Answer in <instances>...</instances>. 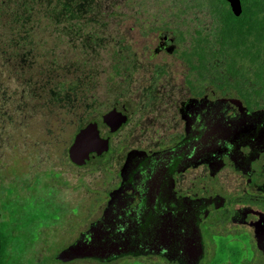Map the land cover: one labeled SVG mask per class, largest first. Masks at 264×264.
<instances>
[{
  "label": "flooded vegetation",
  "instance_id": "af4514ba",
  "mask_svg": "<svg viewBox=\"0 0 264 264\" xmlns=\"http://www.w3.org/2000/svg\"><path fill=\"white\" fill-rule=\"evenodd\" d=\"M165 1L169 0H157L155 3L161 5ZM171 1L164 9L170 15L176 3ZM224 1L232 13L229 3ZM247 2L240 0L241 13L238 16L232 13L234 17L243 14V5ZM136 4L146 8L142 1H136ZM135 18L138 20L137 16ZM158 20L165 22V17L149 13L141 18L142 23L150 25L151 31H158L152 54H177L181 44L179 32L166 24H156L153 30ZM211 28L213 26L202 25L190 31V26L186 31L183 53L187 57L180 55L185 65L184 96H128L112 101L105 108L87 104L88 96L75 99L71 113L90 118L78 128L74 137L80 129L96 121L101 135L103 127L108 131L109 150L100 157L92 155L84 165H77L70 160L68 147L67 156L73 167L106 162V170L111 174L115 161L112 159L114 137L124 131L128 136L135 130L142 134L145 122L156 123V127L144 144L133 139L132 144L124 141L120 146L121 160L115 185L105 192L99 208H76V212L71 211L72 208H44L40 212L42 223L19 225L10 222L5 226L9 240L3 264H264V86L255 88L252 83L237 79L216 81L215 86L196 75V70L191 73L188 61L192 56L205 54L206 33ZM222 28L219 21L216 37ZM166 31L174 33L173 40L162 36ZM193 34L196 40L192 38ZM170 44L175 46L172 53L167 51ZM223 98L242 102L251 113L263 111V116L243 121L230 106L224 114L219 113L221 108L217 106L219 110L207 116L205 105H200V102L207 99L218 102ZM85 104L90 111L87 115H80L79 110ZM65 107H61L64 114ZM113 109L125 115L126 121L116 131L110 132L103 123V116ZM223 131L226 132L224 139ZM197 140L200 152L208 149L213 153L208 160H199L206 156L191 158L189 152L184 154L188 157L185 164L178 165L179 161L171 159L161 170L156 168L163 162L160 157L164 152L191 141L192 149H197L194 148ZM130 154L136 159L133 167L126 168ZM139 154L148 159L143 160ZM189 158L193 160L189 162ZM151 172L159 175L150 178ZM131 174L135 176L131 188L121 193L123 196L118 206L110 207L112 192L123 185L126 175ZM13 212V208L6 211L16 221ZM86 213L87 218H79L80 214ZM85 218L87 223L77 227ZM30 220L26 218V221ZM95 224H99V236L104 241L118 240L123 249H128L112 260L60 258L65 249L94 229ZM73 226L77 233L65 242L64 233ZM47 241L53 245L49 250L45 244ZM19 245H25L24 250H19Z\"/></svg>",
  "mask_w": 264,
  "mask_h": 264
},
{
  "label": "rangeland",
  "instance_id": "374dc122",
  "mask_svg": "<svg viewBox=\"0 0 264 264\" xmlns=\"http://www.w3.org/2000/svg\"><path fill=\"white\" fill-rule=\"evenodd\" d=\"M136 1L94 0L92 3L95 19L104 23L95 27L107 40H101V47L96 50L87 49L71 56V60L65 58L66 64H63L71 70L70 77L74 80V84L64 90L63 98L70 103L65 109H72V104L78 96H88L87 104L94 103L95 107L105 108L112 101H119L128 96L185 95L182 87L185 65L180 58L184 41L180 40V51L175 55H153L158 31H151L150 25L142 23L141 18L149 13L159 14L165 17V22L158 20L153 30L156 24H166L168 28L183 33L184 38L188 27L191 26L190 31L202 25L209 27L212 20L201 11L205 10L202 7L176 17L164 10L171 0L161 5L155 3L157 0H138L142 1L146 8L139 7ZM114 64H118L115 69L112 68ZM87 104L79 110L80 115L89 113ZM88 119L80 117L78 113L66 115L61 111H56L49 117L47 113L43 114L42 124L39 126L41 129L39 130L38 126L35 129L36 133L42 132L38 135L40 143L33 148L20 147L16 143V150L14 142L0 137V223L4 221L6 211L11 208L15 210L13 213L17 220L15 221L12 215L7 219L19 225L31 222L39 224L42 218L40 212L44 208H72L70 210L73 212L77 211L74 210L76 208H99L105 192L115 185L121 160L120 146H123L124 141L131 143L133 139L144 144L147 136L152 135L156 127V123L145 122L142 134H137L136 130L130 133V136L126 131L117 134L112 140L114 155L110 157L115 161L111 169L109 168V174L106 162L96 161L83 168H76L68 160L67 149L74 134ZM101 133L103 136L108 135L104 127ZM9 189L15 192L5 196ZM86 215L87 213L80 214L79 218ZM26 218L31 220L26 221ZM86 218L82 222L79 221L77 227H83L87 223ZM76 233L77 228L74 226L65 231L64 241L67 242ZM45 244L48 245V250L53 246L49 241ZM55 246L53 248H56ZM24 247L25 245H19L18 249L24 250Z\"/></svg>",
  "mask_w": 264,
  "mask_h": 264
},
{
  "label": "trees",
  "instance_id": "16d2710c",
  "mask_svg": "<svg viewBox=\"0 0 264 264\" xmlns=\"http://www.w3.org/2000/svg\"><path fill=\"white\" fill-rule=\"evenodd\" d=\"M174 1L171 15L183 16L202 7L205 10L201 11L212 20L213 28L206 33L205 54L188 61L191 73L196 70V75L215 86L216 81L237 79L263 88L264 0H247L240 17H234L224 0ZM93 2L0 0V137L14 142L16 150V143L30 148L40 143L38 135L42 132L36 133L35 129H41L43 114L49 117L70 105L63 95L74 80L71 70L64 66L65 58L71 60L75 54L101 47L105 38L95 26L104 23L92 14ZM219 21L223 28L216 37ZM179 36L184 40L183 33ZM192 38L196 40L194 34ZM181 57H187L183 49ZM64 112L70 114L71 109ZM14 192L9 189L5 196ZM10 216L6 214L0 223V264L6 258L9 239L5 226Z\"/></svg>",
  "mask_w": 264,
  "mask_h": 264
},
{
  "label": "water",
  "instance_id": "95a60500",
  "mask_svg": "<svg viewBox=\"0 0 264 264\" xmlns=\"http://www.w3.org/2000/svg\"><path fill=\"white\" fill-rule=\"evenodd\" d=\"M232 10V13L235 15H239L241 13V3L240 0H226ZM162 36L167 37V39L173 40L175 35L173 32L166 31ZM175 49V46L170 44L167 47V51L169 53H172ZM155 51H158L156 49ZM192 101H190L191 103ZM200 105H205V111L207 113V116H209L212 113H215L217 110H219V113L222 112L224 114L228 111V107H233L234 111L238 112L240 114L241 119L244 121L246 119L250 118H262L263 111H258L251 113L247 110L246 106L243 105L240 101H235L231 99L223 98L216 101H211L209 99L203 100L200 102ZM219 106V109H216V107ZM224 116V115H223ZM126 121V116L123 115L121 112L117 111L116 109L111 110L107 114L103 116V123H105L109 128L110 132L116 131L123 122ZM225 131H223V139L225 137ZM233 137V136H232ZM208 142L210 141L207 138ZM192 141L188 143H182L180 144L176 149L164 152L161 155V161L162 163L157 164L156 168L158 170H161L163 165L171 159H175L179 161L178 165L185 164V159L188 158L184 154L189 153L191 154V158L199 157V156H206L202 157L199 160H208V156L213 154L210 150L201 151L199 150L200 142L199 140L196 141V146L192 149L191 147ZM109 150V135L103 136L100 134V131L98 129L97 122H91L86 127L79 130V132L75 135L74 140L72 144L69 146L68 154L70 160L77 164V165H84L91 157L96 156L100 157L103 156L107 151ZM206 153L207 155H205ZM139 156H142L143 160L148 159L143 154H139ZM136 159V157L132 154L129 155V158L127 159L126 168L133 167V161ZM182 160V161H181ZM193 159L189 158V162ZM131 170L135 171L134 168H131ZM156 173L151 172L150 178L154 176ZM157 176L159 175L156 174ZM133 177L135 178L134 174L126 175L123 181V185L119 188L115 189L112 193V201L110 203V207L118 206L119 201L122 198V194L124 192H127L131 188V183L133 181ZM151 179L149 183L152 181ZM102 222V221H101ZM100 222V224H101ZM99 224H95V228L91 229L89 232H87L85 235L81 236L80 239H78L72 246L65 249L61 255L60 258L63 260L75 258V257H96L99 259H107L112 260L114 258L119 257L123 254L124 250H127L128 248L123 249V247L119 244L118 240H111V241H104L103 238L99 236L100 232L98 231ZM125 247V246H124ZM123 249V250H122Z\"/></svg>",
  "mask_w": 264,
  "mask_h": 264
}]
</instances>
